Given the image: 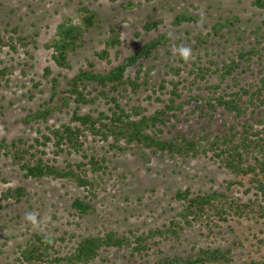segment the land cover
<instances>
[{
  "label": "trees",
  "instance_id": "obj_1",
  "mask_svg": "<svg viewBox=\"0 0 264 264\" xmlns=\"http://www.w3.org/2000/svg\"><path fill=\"white\" fill-rule=\"evenodd\" d=\"M109 1L114 3L117 0ZM254 4L263 8L264 0H255ZM130 5L131 2L124 7L131 9ZM78 11L80 22L76 23L71 18L63 20L57 26L55 37L45 43V47L52 50L55 64L63 69L73 68L71 55L85 45L87 34L102 23L97 10L83 5ZM236 20L239 18L233 16L217 22L212 28L214 34L219 35L224 28L234 26ZM198 21L199 16L186 9L174 17L171 25L179 27L184 23L197 24ZM163 23L161 18L147 20L143 29L148 34L158 31ZM109 33L110 36L103 41L104 48L96 52L101 60H108L113 49L117 57L122 52L121 23L111 25ZM136 35L140 37L141 33ZM209 36L200 34L196 39L199 43H207ZM171 43V37L166 32H159L148 40L143 39L138 49L106 71L97 70L95 63L88 61L87 66L70 78L64 88L59 78L52 76V69L46 67L45 77L52 86L50 99L38 108L30 109L17 122L31 126L33 123L48 122L56 114L64 112L71 114L70 119L59 125H48L46 131L38 129L39 136L32 141L23 137L11 140L2 137L0 160L9 159L26 179L63 180L83 188L85 195L75 197L72 202V208L80 216L95 212L93 200L102 187L104 176L111 170L112 160L106 154H96L100 142L108 145L111 151L138 154L144 162H150L153 155L183 160L209 156L219 167L243 179L248 178L250 186L246 192L254 190L255 197L243 201L224 190L204 193H195L189 188L178 190L175 198L181 202V208L169 223L162 226L142 232L133 229L123 232L105 230L81 236L71 246L64 244L63 236L37 231L19 244L15 258L4 264H96L98 261L108 262L112 250L124 249H128L132 256H139L143 260L140 264L232 263L231 249L220 246L193 247L186 255H168L159 245L169 240L182 242L185 230L197 225L214 232L215 227H220L231 218L264 220V110H261L264 108V78L260 83L247 86L238 82L239 74L251 68L249 63L246 66L244 62L261 55L253 48L239 52L238 60L232 58L222 64L211 61L210 67L194 64L188 73L194 76L195 83L198 79L205 82L207 92L204 95L199 93L184 99L178 87L180 83L173 82V90L167 99L156 98L164 104L163 107L153 112H149V108L142 103L124 105L123 98L136 95L151 79L152 69H143V61L154 57L161 46ZM31 45L37 46L35 35L24 34L19 25L6 29L5 33L0 32V52L17 53L20 49L27 52ZM134 66L138 67L135 76H132L129 68ZM177 69L179 72L180 68ZM12 74L10 66H0V88L10 86ZM214 75L219 77L217 83L211 82ZM229 78L235 85H230ZM192 101L201 103L197 105L201 109L198 122H202L205 116H209V122H202L200 127L191 126L188 131L181 130L178 128L182 121L180 113ZM86 105H104L107 109L96 107L81 112ZM220 108L223 113L233 114L235 122L229 126L223 122L213 127L212 121ZM74 153L81 154L82 159L72 161L65 158L60 161L61 155ZM131 174L134 175V172ZM122 176L127 177L126 174ZM229 183L228 190H231L235 182ZM238 183L244 185L242 180ZM31 194L27 185L7 186L0 189V207L10 201H27ZM152 254L158 257L150 261ZM240 264H264V260L251 258Z\"/></svg>",
  "mask_w": 264,
  "mask_h": 264
},
{
  "label": "rangeland",
  "instance_id": "obj_2",
  "mask_svg": "<svg viewBox=\"0 0 264 264\" xmlns=\"http://www.w3.org/2000/svg\"><path fill=\"white\" fill-rule=\"evenodd\" d=\"M254 1L117 0L112 3L109 0H0V32L5 33L6 29L19 25L24 34H33L37 40V46L31 45L27 52L23 49L17 53L7 50L0 52V66L8 65L13 72L10 86L0 88V139L23 137L32 141L39 136L38 129L46 131L48 125H59L70 119L71 114L64 112L56 114L48 122L33 123L31 126L17 122L30 109H36L50 99L52 86L45 77L46 67L52 69V76L58 77L64 88L70 78L87 66L88 61H93L97 70L106 71L138 49L143 44V39L148 40L159 32H166L172 43L161 46L154 57L143 61V69H152L151 79L136 95L123 98L121 101L124 105L142 103L149 108V112H153L163 107L164 104L156 98L160 96L167 99L173 90V82L180 83L178 87L184 99L199 93L204 95L207 92L205 82L198 79V83H195L194 76L188 73L194 64L210 67L211 61L222 64L230 62L232 58L238 60L239 52L253 48L261 56L256 55L250 62H244L246 66L249 63L251 68L239 74L238 82L245 86L260 83L264 78V7H258ZM129 2L132 3L131 9L124 7ZM138 3L142 6L138 7ZM83 5L97 10L102 23L87 34L85 45L71 55L73 68H60L53 61L52 50L47 49L45 43L55 37L57 26L63 20L71 18L76 23L80 22L78 10ZM186 9L199 16L198 23L172 26L174 17ZM233 16L239 18L234 22L235 25L224 28L221 34L215 35L213 25ZM157 18H161L164 23L158 31L153 30L147 34L143 29L145 21ZM116 23H121L122 52L117 57L113 49L108 60H101L96 52L104 48L103 41L110 36L109 28ZM138 32L141 33L140 37L136 35ZM200 34H210L209 41L199 43L196 38ZM181 45L191 48V58L187 62L178 52L173 51ZM137 67L129 68L132 76H135ZM177 67L180 68L179 72ZM218 81V76H212V83ZM229 82L231 86L235 85L232 78H229ZM223 87L226 88L227 84L224 83ZM200 104L192 101L184 106L180 113L182 121L179 129L188 131L191 126L200 127L202 122H209V116L198 122L201 109L197 105ZM71 107L74 108L75 105L72 104ZM96 107L100 110L107 109L104 105H86L81 112ZM223 122H227L229 126L235 122V117L233 114L223 113L220 108L212 125L217 127ZM96 154H106L112 160L111 170L104 176L102 187L93 200L95 212L83 216L72 208L73 199L85 195L83 188L63 180L26 179L9 159L0 160V189L24 184L32 192L27 201H10L8 205L0 207V264L13 260L19 244L37 231L63 236L64 244L71 246L81 236L105 230L123 232L133 229L142 232L162 226L169 223L181 208V202L175 198L178 190L189 188L195 193L224 190L243 201L255 197L254 190L246 192L250 186L248 178L243 179L219 167L209 156L183 160L153 155L150 162H144L138 154L131 151H111L104 142L98 143ZM65 158L78 161L82 156L75 153L70 156L63 154L60 161L63 162ZM241 180L244 185L238 183ZM229 182H235L231 190H228ZM30 212L36 214V224L25 220V214ZM262 239L264 220L231 218L220 227H215L214 232L200 225L189 227L185 230L182 242L163 241L159 246L168 255H186L193 247L220 246L231 249V264H240L251 258L264 260ZM109 257L108 262L98 261L96 264H140L143 261L139 256H132L128 249L112 250ZM157 257L158 255L152 254L149 260L153 261Z\"/></svg>",
  "mask_w": 264,
  "mask_h": 264
},
{
  "label": "clouds",
  "instance_id": "obj_3",
  "mask_svg": "<svg viewBox=\"0 0 264 264\" xmlns=\"http://www.w3.org/2000/svg\"><path fill=\"white\" fill-rule=\"evenodd\" d=\"M173 51H174V53L178 52L180 57L185 62H187L191 58V48L190 47L181 45L177 48H174ZM25 220H27L33 224H36L37 223V216L35 213H31V212L26 213L25 214Z\"/></svg>",
  "mask_w": 264,
  "mask_h": 264
}]
</instances>
